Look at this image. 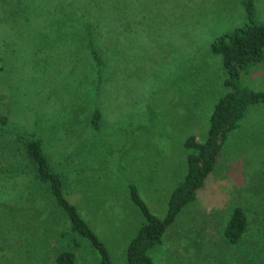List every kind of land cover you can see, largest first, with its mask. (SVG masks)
Wrapping results in <instances>:
<instances>
[{"label":"rangeland","instance_id":"rangeland-1","mask_svg":"<svg viewBox=\"0 0 264 264\" xmlns=\"http://www.w3.org/2000/svg\"><path fill=\"white\" fill-rule=\"evenodd\" d=\"M128 1L120 3L119 44L98 48L97 70L76 41L84 25L79 3L0 0V264H55L68 249L78 264H100L87 239L60 238L71 225L20 165L17 140L43 141L66 178L67 198L113 264H126L144 222L129 187L164 218L186 174L185 141L207 138L214 107L228 92L222 58L210 45L246 23L241 0ZM254 13L264 24V0H255ZM241 82L263 92L264 63ZM95 108L100 133L92 132ZM235 208L249 227L232 245L223 232ZM149 255L153 264H264V106L230 135L198 201Z\"/></svg>","mask_w":264,"mask_h":264},{"label":"trees","instance_id":"trees-1","mask_svg":"<svg viewBox=\"0 0 264 264\" xmlns=\"http://www.w3.org/2000/svg\"><path fill=\"white\" fill-rule=\"evenodd\" d=\"M62 5L76 6L81 17L78 20L82 37L77 35L79 49L88 50V59L98 70L103 66L99 49L109 44H119L120 16L122 0H60ZM126 7L129 1L123 0ZM246 15V23L233 28L215 38L211 43V53L222 58L227 78L224 82L228 92L215 105L210 117L207 138L200 143L195 137H189L184 143L187 152L186 174L184 179L171 193L164 218L153 214L142 199L137 187L131 185L130 198L144 218L140 229L130 241L126 251V264H153L150 251L161 244L168 228L178 216L190 205L198 201V196L206 188L210 177L215 173L218 158L230 135L242 127L248 112L264 106V91L256 92L242 85V76L249 75L260 64L264 63V24L255 18V0H241ZM62 6L61 9H64ZM73 22V21H72ZM72 30L75 29L72 27ZM76 31V30H75ZM107 38L103 40L101 36ZM101 70H99L100 72ZM101 73H97L100 76ZM95 84H101L99 78ZM95 88V89H96ZM102 111L95 108L91 115L93 133L102 132ZM22 147L20 165L30 170L33 180L42 186L45 195L53 201V206L61 211L70 223V232L63 233L61 239L72 236L87 239L100 255V264H113L110 252L78 208L67 198V181L63 174L56 171L50 161L41 139L27 138L24 142L17 140ZM24 164V165H23ZM249 227L245 212L235 208L223 232L228 244L237 245L245 237ZM72 247L79 248L76 239L69 241ZM75 251L66 250L60 253L55 264H78Z\"/></svg>","mask_w":264,"mask_h":264}]
</instances>
